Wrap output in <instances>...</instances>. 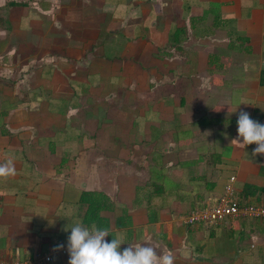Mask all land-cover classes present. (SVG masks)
Returning a JSON list of instances; mask_svg holds the SVG:
<instances>
[{
  "label": "crops",
  "instance_id": "crops-1",
  "mask_svg": "<svg viewBox=\"0 0 264 264\" xmlns=\"http://www.w3.org/2000/svg\"><path fill=\"white\" fill-rule=\"evenodd\" d=\"M241 109L264 124V0H0V260L68 264L79 221L175 264H264V218L185 219L227 184L264 206Z\"/></svg>",
  "mask_w": 264,
  "mask_h": 264
},
{
  "label": "clouds",
  "instance_id": "clouds-1",
  "mask_svg": "<svg viewBox=\"0 0 264 264\" xmlns=\"http://www.w3.org/2000/svg\"><path fill=\"white\" fill-rule=\"evenodd\" d=\"M231 112H237L236 105L232 107ZM237 125L238 137L242 138V142L236 141L243 147L255 143L257 146L253 149L252 155H264V124L252 119L248 112L241 109ZM14 162L13 159H9L6 163L0 164V177L8 178L16 174ZM108 235L107 229H99L95 224L88 228L77 221L71 227L67 238L68 264H175L172 253L158 255L156 247L150 243L147 246L129 245L120 251V245L124 243L123 235L112 238L110 242L104 239ZM63 247L64 245H56L54 250Z\"/></svg>",
  "mask_w": 264,
  "mask_h": 264
},
{
  "label": "built area",
  "instance_id": "built-area-1",
  "mask_svg": "<svg viewBox=\"0 0 264 264\" xmlns=\"http://www.w3.org/2000/svg\"><path fill=\"white\" fill-rule=\"evenodd\" d=\"M232 179V178H231ZM253 217L260 216L264 218V206L263 205H241L238 203V198L234 193V189L230 184L225 186L224 192L219 195L214 203L209 207L193 208L186 215V222L193 224L195 222H204L206 224H216L227 217ZM62 252H66L65 248L60 249ZM42 260H50L49 255L44 257L34 255L31 259H14L11 261H2L0 264H35Z\"/></svg>",
  "mask_w": 264,
  "mask_h": 264
},
{
  "label": "trees",
  "instance_id": "trees-1",
  "mask_svg": "<svg viewBox=\"0 0 264 264\" xmlns=\"http://www.w3.org/2000/svg\"><path fill=\"white\" fill-rule=\"evenodd\" d=\"M237 197H238V203H239V204L242 205L243 203H245V201L243 200V198H241V194H240V193L238 194Z\"/></svg>",
  "mask_w": 264,
  "mask_h": 264
}]
</instances>
